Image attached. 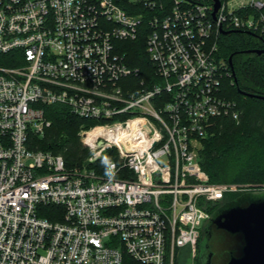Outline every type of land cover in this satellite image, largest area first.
Here are the masks:
<instances>
[{
  "label": "built area",
  "instance_id": "obj_1",
  "mask_svg": "<svg viewBox=\"0 0 264 264\" xmlns=\"http://www.w3.org/2000/svg\"><path fill=\"white\" fill-rule=\"evenodd\" d=\"M220 3L214 18V0H0V264H174L187 246L196 258L212 208L252 192L200 162L214 121L240 118L220 37L264 35V0ZM141 35L150 84L119 47ZM56 105L95 122L82 167L29 146Z\"/></svg>",
  "mask_w": 264,
  "mask_h": 264
},
{
  "label": "trees",
  "instance_id": "obj_2",
  "mask_svg": "<svg viewBox=\"0 0 264 264\" xmlns=\"http://www.w3.org/2000/svg\"><path fill=\"white\" fill-rule=\"evenodd\" d=\"M218 45L222 57L228 61L232 58L234 83L227 81L225 87L232 100H235L232 89L237 90L238 100L235 101L239 104L242 115L239 122L228 118L214 121L202 142L200 162L212 183L240 186L264 183V54L250 52L264 50V35L231 32L222 35ZM119 47L127 64L139 68L142 78L150 84V80L155 78V68L147 54L145 36L141 35L136 41L120 42ZM241 92L261 98L245 97ZM46 117L51 121V127L43 137L32 135L30 148L62 155L70 168L74 161L80 165L88 158L90 151L80 142L79 133L94 126L95 122L82 119L68 107L60 105L48 107ZM117 158V152L110 150L97 166L105 167L110 160ZM242 194H228L222 205ZM56 210L58 209L53 207L47 209L50 212ZM53 214H45V217L54 220L56 216ZM204 238L205 229L198 245L197 262Z\"/></svg>",
  "mask_w": 264,
  "mask_h": 264
},
{
  "label": "water",
  "instance_id": "obj_3",
  "mask_svg": "<svg viewBox=\"0 0 264 264\" xmlns=\"http://www.w3.org/2000/svg\"><path fill=\"white\" fill-rule=\"evenodd\" d=\"M214 2L216 18L221 3L220 0ZM250 52L264 54V50ZM229 62L233 69L232 58ZM241 94L249 98H261L250 93ZM102 144L103 142H99V145ZM198 262L264 264V192L243 193L237 199L222 205L212 215L205 226V238L200 246Z\"/></svg>",
  "mask_w": 264,
  "mask_h": 264
},
{
  "label": "rangeland",
  "instance_id": "obj_4",
  "mask_svg": "<svg viewBox=\"0 0 264 264\" xmlns=\"http://www.w3.org/2000/svg\"><path fill=\"white\" fill-rule=\"evenodd\" d=\"M232 93H233V98L235 100L236 99L238 100V92H237V90L235 88L232 89ZM236 103H237V101H236ZM238 109H239V112H240V118L238 120H233V121H236V122L240 121L241 115H242V112L240 110L241 108H239V104H238ZM79 138H80V142H81L80 133H79ZM85 161L86 160H84L80 165L75 164L77 162L74 161L73 162L74 165L72 167H82L83 164L85 163ZM241 187H243V189H247V190L252 191V192H264V183H249V184L241 185ZM221 205L222 204L212 208L213 214L221 207ZM167 264H171L169 258H168ZM175 264H198L197 257L193 258L192 249H191L190 246L178 249V251L176 253V257H175Z\"/></svg>",
  "mask_w": 264,
  "mask_h": 264
},
{
  "label": "flooded vegetation",
  "instance_id": "obj_5",
  "mask_svg": "<svg viewBox=\"0 0 264 264\" xmlns=\"http://www.w3.org/2000/svg\"><path fill=\"white\" fill-rule=\"evenodd\" d=\"M208 222H209V221H208ZM208 222H207V223H208Z\"/></svg>",
  "mask_w": 264,
  "mask_h": 264
}]
</instances>
